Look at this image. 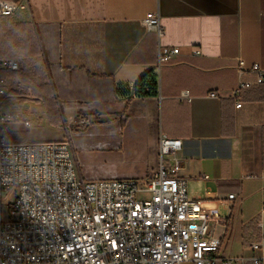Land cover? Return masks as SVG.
Instances as JSON below:
<instances>
[{
    "label": "crops",
    "instance_id": "1",
    "mask_svg": "<svg viewBox=\"0 0 264 264\" xmlns=\"http://www.w3.org/2000/svg\"><path fill=\"white\" fill-rule=\"evenodd\" d=\"M27 4L0 16V59L18 58L23 67L22 41L31 38V60L44 67L48 80L26 88L17 73L0 69L8 82L0 111L19 116L8 139L67 137L79 175L90 180L142 179L157 167L158 135L179 139L175 157L189 197L226 219L221 254L247 258L245 264L264 255V83L244 90L239 108L229 96L239 80L255 78L248 70L238 74L239 60L246 69H264V0ZM148 14L158 15L160 36L142 25ZM159 45L179 53L158 68ZM150 69L158 77L156 96L117 93ZM185 90L189 98L181 99ZM210 91L220 97H208ZM261 240L260 250L249 249Z\"/></svg>",
    "mask_w": 264,
    "mask_h": 264
},
{
    "label": "built area",
    "instance_id": "2",
    "mask_svg": "<svg viewBox=\"0 0 264 264\" xmlns=\"http://www.w3.org/2000/svg\"><path fill=\"white\" fill-rule=\"evenodd\" d=\"M27 5V0H0V16H11ZM142 25L162 34L156 14L146 15ZM178 53L177 47L159 45L157 67ZM21 68L18 58L0 59V69ZM236 70L255 75L253 81L239 80L230 92L239 108L242 92L264 83V69L256 64L246 69L239 60ZM7 90V80L0 77V100L7 97ZM207 96L220 97L214 91ZM179 97L188 99V91ZM18 117L0 111V264L246 263L247 258L221 254L226 219L215 208H202L201 198L189 197L175 157L181 140L160 133L157 167L142 179L90 180L79 175L67 137L10 141V125ZM22 122L31 125L29 120ZM261 248L262 240L249 245L252 251ZM249 259L251 264H264V255Z\"/></svg>",
    "mask_w": 264,
    "mask_h": 264
},
{
    "label": "trees",
    "instance_id": "3",
    "mask_svg": "<svg viewBox=\"0 0 264 264\" xmlns=\"http://www.w3.org/2000/svg\"><path fill=\"white\" fill-rule=\"evenodd\" d=\"M36 54V46L33 39H23L21 45V56L25 59L23 67L15 72L18 79L24 87L30 88L36 83L47 84V76L45 69L41 65L35 64L31 57ZM130 86L133 87V94L135 97H148L156 96L158 94V77L153 70H147L136 81L125 87H117V93L124 95L127 99L132 98V91ZM25 89V88H23Z\"/></svg>",
    "mask_w": 264,
    "mask_h": 264
},
{
    "label": "rangeland",
    "instance_id": "4",
    "mask_svg": "<svg viewBox=\"0 0 264 264\" xmlns=\"http://www.w3.org/2000/svg\"><path fill=\"white\" fill-rule=\"evenodd\" d=\"M108 159H109V161H112L114 159V157L111 155V153L108 154Z\"/></svg>",
    "mask_w": 264,
    "mask_h": 264
}]
</instances>
